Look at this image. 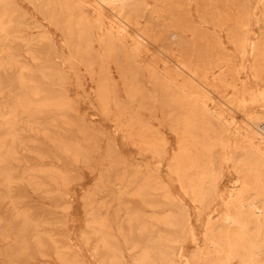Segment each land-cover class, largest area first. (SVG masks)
<instances>
[{
  "label": "rangeland",
  "instance_id": "1",
  "mask_svg": "<svg viewBox=\"0 0 264 264\" xmlns=\"http://www.w3.org/2000/svg\"><path fill=\"white\" fill-rule=\"evenodd\" d=\"M60 1L0 0V264H264L218 157L226 104L264 113V0Z\"/></svg>",
  "mask_w": 264,
  "mask_h": 264
},
{
  "label": "bare ground",
  "instance_id": "2",
  "mask_svg": "<svg viewBox=\"0 0 264 264\" xmlns=\"http://www.w3.org/2000/svg\"><path fill=\"white\" fill-rule=\"evenodd\" d=\"M98 1L100 3L103 0ZM111 2L114 5L117 4L121 12L123 11L124 5L126 4V0H111ZM59 5L63 6L61 10L58 8ZM53 6V12H58V14L60 12H66L68 19H71V17H73L71 8L67 6V3L64 0H61L57 4V6ZM133 58L134 61L137 62L138 59L135 55H133ZM235 113V108L231 107L230 109L226 104L223 107L222 114H220L221 116H219L222 117V126L224 128L226 127V125L233 123L234 126L232 131H234V135L232 143H229L226 138L225 140H223L224 137L218 139L220 149L218 157H221L224 160L230 158L232 155L227 149L233 147L235 149L242 150V157L248 160L251 159L253 160V162L251 163L250 161H244L237 164V167H239L238 177L229 184L226 195H224L223 198L220 197L222 212L219 221L224 225V231L225 235L228 238V243L231 242V239L227 234L229 233V228L245 229L249 226L251 228L257 229L260 227H264V113L259 111L255 117L247 116L249 119H247V121L243 122V124L241 125L236 124ZM229 115L231 116V120L229 119ZM240 129L243 131H241ZM225 132H227V128ZM133 139L137 142H140L142 140L143 142H145L148 137L146 136L145 131L142 128H139L134 131ZM229 154L231 156H229ZM249 164H252L255 167L252 170H248L246 166ZM202 173L203 171L200 170L199 175H201ZM147 186L151 190V193L149 194L154 195V192H152V190L156 189V187L154 185ZM142 188L143 187H138L136 191L138 193H141ZM141 195V198L144 200L145 195L143 193H141Z\"/></svg>",
  "mask_w": 264,
  "mask_h": 264
}]
</instances>
